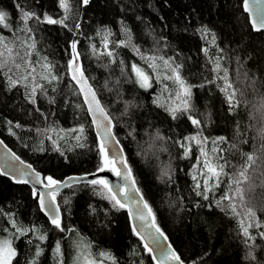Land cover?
Wrapping results in <instances>:
<instances>
[{
	"label": "trees",
	"instance_id": "16d2710c",
	"mask_svg": "<svg viewBox=\"0 0 264 264\" xmlns=\"http://www.w3.org/2000/svg\"><path fill=\"white\" fill-rule=\"evenodd\" d=\"M16 3L37 15H64L58 0H0V10L9 12L15 25H20ZM70 3L67 23L69 28L80 24L78 36L59 25L29 21L39 55L46 56L55 66L59 82L45 84L46 91L37 92L33 104L22 86L9 89L0 75V138L43 176L63 180L97 170L101 162L99 141L81 95L67 74L69 42L78 39L85 75L106 112L111 116L109 104L116 113L115 118L111 116L114 134L140 193L175 251L186 264H264V239L257 235V229L250 230L256 236L250 247L252 242H246L242 235L240 218L223 206L217 207L225 185L209 193V200L195 195L192 176L197 173L194 165L199 152L192 145L189 157L184 158V149L177 143L199 132L208 137L206 151L214 139L225 137L227 143L220 147L233 165L241 161V153L255 150L264 156V116L258 111L264 104V34L252 29L242 0H90L85 7L80 0ZM126 29L130 31L131 44L145 56L171 57L183 66L181 74L192 86L187 113H177L173 119L160 106L161 96L163 102L167 100L163 83L169 90L170 85L176 87L171 80L157 83L154 79L153 87L147 90L134 82L132 63L153 74L132 47H116L115 63L106 55L93 54V45L99 52L104 51L103 38L108 32L110 41H119L125 39ZM201 29L208 30L207 36ZM2 34L14 39L7 29ZM16 35L24 37L19 30ZM218 57L223 58L221 67L228 70L234 86L243 92L242 96L237 94L241 103L233 111L229 110L226 93L220 90L222 82L213 71ZM188 116L199 119L202 127L192 125ZM81 125L83 133L71 131ZM45 129L54 131H42ZM157 134L164 140L157 139ZM49 135L58 142L54 144L47 138ZM77 135L81 136L79 141L73 138ZM145 148L155 154L152 164L143 160ZM164 148L166 153L162 152ZM156 160L166 164L155 169ZM169 166L171 180L161 177L162 170ZM261 170L264 165L252 173L257 191L251 192L257 201V217L264 223ZM252 198L247 195L249 202ZM56 201L66 228L63 233L41 212L30 186L16 183L0 172V210L7 214L0 215V229L9 228L0 231V238L11 236L12 219L24 228L39 230L15 239L19 264H31L34 259L37 264H57V241L63 264H76L74 243L81 238L91 245L90 251L97 258L99 252H107L115 257L116 264H156L132 230L126 209L113 207L88 183L63 189L57 193ZM39 234L47 239L37 240ZM37 243L43 249L39 257L35 256ZM250 251L254 260L249 258Z\"/></svg>",
	"mask_w": 264,
	"mask_h": 264
},
{
	"label": "snow or ice",
	"instance_id": "6c2138e0",
	"mask_svg": "<svg viewBox=\"0 0 264 264\" xmlns=\"http://www.w3.org/2000/svg\"><path fill=\"white\" fill-rule=\"evenodd\" d=\"M81 6H87L90 0H80ZM59 8L64 10L63 16H53L47 13L37 15L35 12L25 10L19 3L14 4V7L18 10V19L20 25H15L11 20V15L9 12L0 10V75L4 77L7 82L9 89L16 87H23L27 93L30 102L35 104V97L37 92L43 94L45 89V84H51L53 82H59L60 77L54 73V65L48 60L46 56H40L36 48V41L33 35L32 27L29 25V21H35L39 24L47 25H59L70 32H74L75 35H79L80 24H75L73 28H69L67 23L68 14L71 11L70 0H58ZM261 0H243V9L246 12L252 14L251 25L254 31L260 32L264 31V8L260 7ZM22 25V26H21ZM7 29L14 39L10 40L8 36L2 34V31ZM24 33V37L16 35V31ZM107 31V30H105ZM203 35L207 36L208 30L201 29ZM111 35L104 36V51L99 52L95 45L92 46V51L94 55H106L111 59L112 63L116 62V56L114 50L116 47H132L137 54L140 55L141 59L145 61L147 68L152 69L157 74L159 69L163 67L167 70L166 74L157 79L156 76L150 75L149 72L141 67L137 63L131 64V72L134 74L135 80L140 88L145 90L153 87V80H157V83H163V81L171 80L173 85L176 87L173 90H169L167 83H163L162 92H167V100L171 103H165L160 106L165 107L166 111L169 112L173 119L177 118V113H187L190 108V97H191V85H188L184 80L181 69L182 65L175 63L174 58H165L163 56L147 55L145 56L140 49L135 45L131 44L130 31L125 30V39L119 41H110L108 37ZM212 42H215V37L213 35ZM78 39H73L69 42L68 54L70 59L67 62V74L72 81L75 82L77 87V94L83 96L84 103L87 106V111L92 116V122L96 125L98 133L101 135V140L99 142V152L101 154V162L97 168V173L104 172L105 170L112 171L118 177H122L125 184L118 186L114 189L110 184L109 180L103 177L87 180V183L91 185L94 190H98V194L102 198L108 199L113 207L125 208L126 204L124 201H132L138 207L136 210V215L142 221H146L141 227L144 229V234L142 235L140 231H136V225H133V230L136 235L140 236L141 240H151L154 244L158 245L159 238L164 236L163 231L160 229L156 223V217L153 213L152 208L148 205L147 201L136 200L128 190V182L130 181L133 185V191L139 192L138 188H135V180L132 177L131 167H126V171L123 173L119 168L116 167L117 161L123 165H127V160L122 156V149L119 150V155L110 156L109 151L106 148V142L119 145V141L115 139L113 134V122L111 117L108 115L106 110L102 107L100 99L91 83H89V78L85 75V69L83 63L80 59V51L78 49L79 45ZM111 45V46H110ZM207 52V49H204ZM36 56L37 59L33 60L32 57ZM222 57H218L215 61L216 66L213 71L217 74V79L222 82V87L220 90L226 93V99L229 104V110L233 111L240 106L241 101L237 99V94L241 96L243 92L234 86L233 82L230 80L228 75V70L221 67L220 61ZM159 62V63H157ZM122 64L123 61H120ZM221 73H223L221 75ZM210 83L212 81H209ZM254 83V82H253ZM202 86V85H201ZM156 102V101H154ZM39 110V109H37ZM127 111V109H126ZM258 111H260L261 116H264V104H261ZM192 125L196 126L198 129L202 127V123L199 119H195L192 116H188ZM7 123L12 124L11 121ZM15 127L19 128L21 125L16 124ZM102 130V132L100 131ZM41 131V130H38ZM45 132L54 131L53 129L42 130ZM71 131L83 133V125L80 128L72 129ZM131 134V133H130ZM199 137V138H198ZM52 140L53 143L58 141L53 139L51 135L47 137ZM76 140H80L81 136L77 135L73 137ZM157 139L163 141L164 137L157 134ZM208 142V137H203L198 132L197 135L185 137L184 140L178 141L179 146L184 149L183 156L188 158L191 151L192 145L195 144L198 151L201 154V158H197V162L194 168L197 173L192 176L193 181V192L196 196L201 197L203 200H209V193H215L221 185H225L226 190L216 201L217 207H225L230 210L233 215L240 218V226L242 230V235L246 238V242H252L250 247L254 245L256 236H253L250 232L251 228L257 229V235L264 239V231L260 229L264 228V223H261L257 217L256 209L250 205L247 200L248 193L252 190V173L255 172L261 165H264V156L257 155L256 151L241 153V161L237 165L231 164L224 155V149L220 147L221 143H227L225 137H218L212 141V147L210 150H205V145ZM3 143V141H0ZM82 146V145H81ZM235 148V145H232ZM15 160H19V157L12 154ZM31 169V165L27 166ZM0 172L3 169L0 168ZM97 173H91L90 175L96 176ZM22 173L21 175H24ZM30 176H34L35 183L40 184L46 192H40L39 190H34V196L37 198L39 206L42 211H45L49 216L50 223L55 227L56 230L63 233L66 231L65 226L62 223V217L59 211V205L56 204V197L58 189L63 183V186H69L68 181H60L52 176H41L40 173L32 170L31 173H27ZM261 177H264V170H261ZM162 178H167L171 180V168L165 167L161 172ZM71 179H82V178H69ZM17 183H28L26 179H17ZM123 196V201L120 198ZM227 202V203H225ZM65 203H68L65 200ZM147 214L145 215V211ZM0 215H7L0 210ZM11 238L0 239V264H19L17 259L19 253L17 248L14 246L15 239L20 236H27L29 232H38V229L24 228L19 225L15 219L10 222ZM0 231H9V228L0 229ZM37 240L43 241L47 237L43 234H39ZM29 243L32 240L29 239ZM37 251L35 253L36 257H39L43 249L40 248L39 244L35 245ZM75 247L79 249L76 256V264H106V262H111V264H116V259L111 253L99 252L94 255L90 251L91 245L86 243L82 238L75 242ZM145 249L152 254L153 248L149 247L147 243L144 245ZM55 256L57 259V264H63V252L59 241L55 245ZM249 258L255 259L252 256L251 251L249 252ZM152 259L155 260L156 264H185V261L181 256L171 248L169 244L167 248H161L159 250V255H153ZM31 264H37L34 259Z\"/></svg>",
	"mask_w": 264,
	"mask_h": 264
},
{
	"label": "water",
	"instance_id": "95a60500",
	"mask_svg": "<svg viewBox=\"0 0 264 264\" xmlns=\"http://www.w3.org/2000/svg\"><path fill=\"white\" fill-rule=\"evenodd\" d=\"M250 2H253V0H250ZM82 7H85V6H82ZM242 7H243V0H242ZM260 7L264 8V0H261ZM243 11H244V9H243ZM244 12L247 14L248 19H249V23L251 25L252 14L249 12H246V11H244ZM251 27H252V25H251ZM252 29H253V27H252ZM260 32H263V34H264V31H260ZM72 82L75 84L74 81H72ZM75 86L78 87L76 84H75ZM81 98H82V101L84 103L82 95H81ZM84 105L87 109V106L85 103H84ZM101 105H102V103H101ZM102 107H103V105H102ZM88 114H89V117H90L91 122H92V116L89 112H88ZM112 122H113V119H112ZM92 125L94 127V131L96 133L97 139L100 142L102 137L98 133L96 125L93 122H92ZM113 125H114V122H113ZM100 131L102 132V130H100ZM112 131H113V129H112ZM113 134H114V131H113ZM114 136H115V134H114ZM115 139L117 140L116 136H115ZM0 141H3V140L0 138ZM105 146L108 149L110 156L119 155L120 154L119 150L120 149L123 150L120 143H119V145H117L114 142H111V143L106 142ZM13 153L15 154V156L19 157L9 146H7V144L4 141H3V143H0V168L3 169V172H1V173L7 177H10L12 180H14V182H16L17 179H21V178L28 180V183H23V184H27L28 186L31 187L33 195H34V190H39L40 192H46L47 190L44 189L40 184L35 183L34 176H30L27 174V173H31V171L35 170V169L32 166H31V169H28L27 166L30 164L25 162L24 160H22L20 157H19V160H15L12 157ZM122 156L125 158L124 150L122 151ZM116 167L119 168L121 170V172L123 173L124 171H126V167H129V166H128V164L127 165L121 164L118 160ZM35 172H38V171L35 170ZM22 173H25V174L21 175ZM38 173H40V172H38ZM91 173H97V170L95 172H91ZM91 173L83 174V175H70V176H67L63 180H60V181H62V182L68 181L69 186H72L74 184L85 183V182L87 183V180L103 177V178H106L109 180L110 184L113 186L114 189H117L118 186L125 184V181L122 179V177L116 176V174L114 172L109 171V170H105L104 172H99V173H97L96 176L90 175ZM40 174H41V176H43L42 173H40ZM132 177H133V174H132ZM69 178H82V179H71L70 180ZM69 186H67V187H69ZM67 187L63 186V183H62L58 189V193ZM134 187L138 188L136 183H135ZM128 190L133 196H135L136 200L145 201V199L143 198L140 191L138 193L133 191V185L131 184L130 181L128 182ZM120 198L123 201V196H121ZM124 202L126 204L125 209H126L132 230H133V225H136V231H140L141 234L143 235L144 229L141 227V225H144L146 223V221L140 220L138 218V216L136 215L137 208L142 207V204L137 205L135 202H132V201H124ZM56 204H58L57 201H56ZM40 210H41V208H40ZM59 211H60V215H61L60 207H59ZM144 211H145V215H146L147 210L145 209ZM41 212L49 219V216L46 214L45 211L41 210ZM136 236L141 240L140 236H138V235H136ZM164 236H166V235L164 234ZM141 241H142L143 245H145V243H147L149 245V247L153 248V253L151 254V256H153V255L158 256L159 250L161 248H167V246L169 244L171 245L169 240L168 239L165 240L163 237L159 238L158 245L154 244L151 240H141ZM171 248L174 249L172 245H171Z\"/></svg>",
	"mask_w": 264,
	"mask_h": 264
},
{
	"label": "rangeland",
	"instance_id": "374dc122",
	"mask_svg": "<svg viewBox=\"0 0 264 264\" xmlns=\"http://www.w3.org/2000/svg\"><path fill=\"white\" fill-rule=\"evenodd\" d=\"M151 70V69H150ZM165 71H166V69H164L163 67H161L160 69H159V73L157 74L156 72H154L153 70H152V74L154 75V76H158V77H162V76H164L165 75ZM134 75V74H133ZM170 87H171V90H173L174 89V86H172V85H170ZM167 93V92H166ZM158 99V98H157ZM157 99H156V102H157ZM163 100V96H161L159 99H158V101L161 103V105L162 104H165L166 102L167 103H171L170 101H168V100H165L164 102L162 101ZM107 107H108V109H110V113H111V116L112 117H114V115L116 114L115 112L113 113V110H112V108L109 106V104L107 105ZM110 116V117H111ZM115 118V117H114ZM193 145H195V144H193ZM196 146V145H195ZM195 150H198V148H197V146L195 147ZM162 152H164V153H166L167 152V150H166V148H164L163 150H162ZM199 152V151H198ZM141 154V153H140ZM155 154L152 152V151H147V149L145 148V151H143L142 152V157H143V160L145 161V162H147L148 164L150 163V164H152V160L155 158V156H154ZM198 157L199 158H201L202 159V157H201V154H200V152L198 153ZM197 157V158H198ZM196 162H197V160H196ZM196 162H195V164H196ZM146 163V164H147ZM160 164H166V163H159L157 160H156V163H154L153 165L156 167L155 169H158L159 168V165ZM252 190L253 191H257V183L256 182H253L252 181ZM248 195H249V197H252L253 196V198L251 199V202H249V200H248V202L250 203V205H252L255 209H256V211H257V201L255 200V198H254V192H249L248 193ZM39 205V204H38ZM254 228V227H253ZM253 228H251L250 230H252ZM4 238H11V236L10 235H6V236H4V237H1L0 239H4ZM75 244V243H74ZM78 252H79V249H77V251H76V256H77V254H78Z\"/></svg>",
	"mask_w": 264,
	"mask_h": 264
}]
</instances>
